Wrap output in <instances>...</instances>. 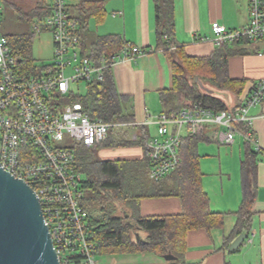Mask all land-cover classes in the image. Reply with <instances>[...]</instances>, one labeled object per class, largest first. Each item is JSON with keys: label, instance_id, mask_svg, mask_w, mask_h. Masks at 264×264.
<instances>
[{"label": "built area", "instance_id": "obj_1", "mask_svg": "<svg viewBox=\"0 0 264 264\" xmlns=\"http://www.w3.org/2000/svg\"><path fill=\"white\" fill-rule=\"evenodd\" d=\"M3 5L0 4V24ZM250 20L243 29L212 24L214 37H197L216 46L242 43L264 56V0H250ZM53 33L54 61L36 69L33 76L20 71L7 35L0 33V163L36 191L50 229L54 248L62 264H98L97 244L90 214L84 205L83 174L76 167V151L60 143L66 135L87 147L105 141L113 127L125 125L92 119L79 104L65 108L55 95H68L72 84L102 80L104 70L117 60L136 59L145 52L128 43L115 62L97 64L82 55L79 24L69 11L68 0H53L52 14L36 24ZM68 69L72 73L68 74ZM264 102V79L253 85L244 100L226 109L214 110L195 104L174 116L161 113L152 119L155 136L146 141L149 149V177L159 182L181 162L185 135L198 134L203 127H218V139L233 144L239 135L257 145L250 110ZM243 127H249L246 131ZM137 138V135H135ZM259 149V147L257 148Z\"/></svg>", "mask_w": 264, "mask_h": 264}, {"label": "trees", "instance_id": "obj_2", "mask_svg": "<svg viewBox=\"0 0 264 264\" xmlns=\"http://www.w3.org/2000/svg\"><path fill=\"white\" fill-rule=\"evenodd\" d=\"M9 4L21 20L37 24L52 14L53 0H3ZM75 12L71 14L79 24L78 34L82 55L91 58L97 64L115 62L117 55L128 44L117 35L98 36L89 47V22L92 18L102 21L106 10V0H78ZM156 9V49L163 50L172 65L173 86L162 93L165 113L176 115L184 109L201 104L217 110L228 106L219 97L206 92L200 85L202 82L212 90L242 89L243 84L231 80L228 75V60L232 53L229 47L240 43H226L222 49L207 57L190 56L185 44H180L175 33L174 0H154ZM5 8V5L3 4ZM46 30L44 27L42 30ZM48 29V28H47ZM86 33V34H85ZM36 34V33H35ZM81 35L84 37L82 38ZM34 34L9 35V44L13 55L19 62V69L30 74V44ZM231 44V45H230ZM145 51V50H144ZM24 69L27 70L26 73ZM25 70V71H26ZM34 71V69H32ZM87 93L79 95L72 91L68 95H55L54 102L58 105L79 104L83 111L92 119H101L109 123H131L134 116L127 113L125 99L117 92L112 66L103 72L102 80L86 81ZM207 86V85H206ZM240 92V90H238ZM127 128H125L126 130ZM138 139L129 140L127 132L121 134L113 127L108 138L100 144L87 147L79 143L73 148L76 151V167L83 174L84 196L86 191H93L99 203L104 200L120 201L128 210L119 216L106 212L104 218H91V228L100 252H152L163 257L172 253L177 261L184 263L187 234L191 230H212L222 226L225 215L215 213L210 208L209 198L202 187L200 155L197 149L200 140L198 134L184 139L179 166L159 182L149 177L150 157L146 141L150 134L146 127H137ZM246 131L249 127H243ZM247 143L251 144L249 141ZM138 144L144 146L145 156L142 160L112 161L101 160L97 149L101 146H127ZM260 152V151H259ZM258 152L249 151L243 162V202L238 211V222L235 233L247 232L252 217V205L256 199V175ZM112 194L114 195L113 197ZM178 197L183 206L181 214L141 216L140 203L144 199ZM112 198V199H111ZM111 203V202H110ZM114 203V202H112ZM138 231L146 235L147 243L142 244L134 239ZM134 233V234H133ZM143 241V239H141ZM77 263H81L77 260Z\"/></svg>", "mask_w": 264, "mask_h": 264}, {"label": "crops", "instance_id": "obj_3", "mask_svg": "<svg viewBox=\"0 0 264 264\" xmlns=\"http://www.w3.org/2000/svg\"><path fill=\"white\" fill-rule=\"evenodd\" d=\"M78 3V0H69L70 13L75 12ZM174 5L176 39L180 44L187 45V53L195 57L211 56L222 49L211 41L199 42L195 39H212L214 22L226 25L229 29H243L250 20V0H174ZM105 10L102 21L98 22L95 18L90 20L88 39L90 33H95L96 38L117 35L125 42L145 50L136 59L117 60L112 66L117 92L126 100L127 113L134 116V122L124 123L117 129H124L129 140L138 139L135 138L139 132L137 127L142 126L146 127L150 136H155L157 127L151 121L153 117L165 113L162 93L173 86V69L167 54L156 49L154 0H106ZM91 21L98 26L97 31L91 29ZM262 47L251 48L242 43L239 46L231 45L227 75L231 80L242 83L243 88L225 92L204 85L210 89L209 93L221 98L227 106L241 103L253 85L264 79V56L258 55ZM250 114L254 117L252 131L257 145L247 143L245 138L238 135L233 144H225L232 145L225 149V153L222 150L218 152L216 171L205 168L203 158L208 154L203 152V148L207 144H223L218 139V127L208 125L198 133L202 187L208 195L211 210L224 214L225 218L222 226L210 231L198 229L188 232L185 264H264V102L253 107ZM189 136L187 133L185 138ZM97 151H100L101 160L132 161L142 160L145 156L144 146L138 144L101 146ZM249 151L258 152L256 199L251 209L250 227L247 232L244 231L246 239L236 250L231 251L229 248L232 243L243 234H236L235 227L243 202V162ZM182 211V202L178 197L144 199L139 208L140 215L144 217L175 215ZM135 237L143 239L145 233L138 231ZM97 260L98 264H171L164 257L148 251L100 252ZM176 264L181 262L176 261Z\"/></svg>", "mask_w": 264, "mask_h": 264}, {"label": "water", "instance_id": "obj_4", "mask_svg": "<svg viewBox=\"0 0 264 264\" xmlns=\"http://www.w3.org/2000/svg\"><path fill=\"white\" fill-rule=\"evenodd\" d=\"M200 85L211 92L202 82ZM245 239L246 235H240L229 249L236 250ZM137 241L147 243L140 237ZM163 257L171 264L178 259L172 253ZM0 264H62L36 191L27 181L5 170L1 163Z\"/></svg>", "mask_w": 264, "mask_h": 264}, {"label": "rangeland", "instance_id": "obj_5", "mask_svg": "<svg viewBox=\"0 0 264 264\" xmlns=\"http://www.w3.org/2000/svg\"><path fill=\"white\" fill-rule=\"evenodd\" d=\"M8 3H6L3 0H0V4L5 5V8L2 12L0 33L7 36L20 35V34H24V35L34 34L32 44H30V48H29L31 52L30 67H32L34 71L31 68H27L28 70L29 69L31 70L30 74L28 75L33 76L34 74H36V69L48 64H52L54 61L55 44L53 39V33L47 28L46 30L44 29L41 32H37L36 24L33 23L32 21L21 20L18 17L17 13L14 11V9L11 8ZM68 4H69V0H68ZM90 26L91 29L97 31L98 26L94 23V21H91ZM90 36L91 37H89V39L88 38L86 39V44L89 47L92 44V40L96 38V34L90 33ZM25 70L26 69H24V72L29 73L27 72V70L26 71ZM67 72L68 74L72 73V70L68 69ZM206 85L208 86L209 84ZM72 91L76 92L79 95H85L87 93V83L86 82L73 83ZM67 105L68 104L63 105V108H65ZM114 124H121V123H114ZM118 129H122V128H118ZM123 131L124 130H121L119 132L122 134ZM78 144L79 143L69 135H66L64 140L60 143V145L63 147H72V148L73 146H76ZM229 147H232V145L230 146V145L215 144V143L205 145L203 148V152L205 154H208V156H205L203 158V163L205 164V168H207L208 170L216 171L218 169V165H217V161L219 159L218 152L222 150L225 153V149H228ZM97 154L98 157L101 158L100 151H97ZM113 196L114 195L112 194L111 197ZM83 202L90 214V217L93 218L94 220H99L104 218V215L106 214L104 210L108 211L109 213L110 212L113 213L112 210H115L113 214L119 216L123 215L128 210L126 205L120 201L104 200L102 203H99L95 197L93 198V191L85 192ZM145 237L143 238V240L146 239ZM133 238L136 239L135 236H133Z\"/></svg>", "mask_w": 264, "mask_h": 264}]
</instances>
